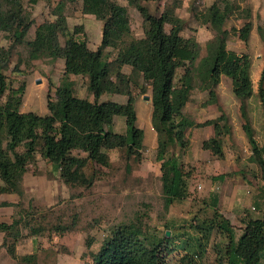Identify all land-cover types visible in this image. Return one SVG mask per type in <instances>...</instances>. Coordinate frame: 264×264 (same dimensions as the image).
<instances>
[{
  "label": "trees",
  "instance_id": "obj_1",
  "mask_svg": "<svg viewBox=\"0 0 264 264\" xmlns=\"http://www.w3.org/2000/svg\"><path fill=\"white\" fill-rule=\"evenodd\" d=\"M38 1L27 0L29 4ZM57 1L53 13L55 20L40 23L34 29V38L26 43L31 59L41 55L63 59L65 79L56 86L55 99L51 100L47 96L46 115L32 111L20 112L21 96L16 95L15 91H11L5 103L0 104V193H21L22 175L28 165L35 162V152L59 169L60 178L70 186L91 182L83 173L87 162L102 166L109 164L104 150L123 149L127 158L139 156L144 132L136 124L135 97L130 87V77L134 75L140 76L150 85L151 123L157 133V158L162 160L165 207L189 195V182L182 168L173 156L165 158L167 146L171 142L182 147L188 127L212 125L215 136L204 140L202 147L216 156H222V134L227 132L225 115L194 124L182 114V108L190 99L194 87V77L200 81L199 89L208 92V103L216 102L215 88L220 76L231 78L233 93L240 102L239 109L244 119L242 128L252 150L251 160L264 172V146H259L245 114V100L252 93L253 83L250 79V61L244 55L238 56L225 48L228 31L224 23L232 9L226 0H221L225 2L223 7L217 3L220 0L214 1L203 14L204 23L215 31V37L206 43V54L200 59L198 42L181 34L182 20L166 12L154 16L141 4L147 0H128L143 17L144 36L137 39L128 38L130 31L125 6L113 0H82V13L94 15L103 22L101 40L95 50L89 49L84 39L76 38L81 28L75 26L70 31L67 26L63 9L67 3L76 0ZM22 2L0 0V32H10L17 42L23 40L32 23L24 14ZM166 24H170L168 31L165 30ZM252 26L247 20L233 31L240 40L246 42ZM259 31L264 42V24ZM60 35L66 36L63 44L59 41ZM107 47L118 48L115 61L119 68L122 65L131 66L129 75L117 72L115 80L111 78L110 62L104 59V49ZM9 54L8 49L0 47L1 65L6 63ZM179 68L183 72L178 84H175L174 78ZM69 75L88 77L86 86L93 95L92 100L73 94L72 82L67 78ZM263 76L264 68L258 88L264 113ZM5 90V76L0 67V96ZM104 93L125 95L127 99L124 103L99 101ZM116 115L124 117V132H114L108 128ZM221 122L224 124L221 125ZM22 142L26 143V147L22 153H18L16 148ZM76 149L85 152L86 156L73 154L72 151ZM224 176L220 174L217 177ZM1 204L8 205L6 202ZM208 206L212 212L208 220L209 227L219 228L227 239L224 264H264V216H246L237 236L228 219L219 212L216 199L212 198ZM193 223L189 222L188 226ZM20 225L21 220L18 219L10 223L0 222V231L5 234L2 246H7L12 259L27 260L35 257V254L18 256L15 252L17 242L23 237L19 231ZM8 238L12 241L7 245ZM172 238L173 235L166 236L165 233L161 239L149 236L140 224L134 222L118 225L102 240L90 264H165L162 252L171 249L169 243ZM180 246L174 248L185 251L181 255L187 262L199 258L198 253L187 254L185 246Z\"/></svg>",
  "mask_w": 264,
  "mask_h": 264
},
{
  "label": "rangeland",
  "instance_id": "obj_2",
  "mask_svg": "<svg viewBox=\"0 0 264 264\" xmlns=\"http://www.w3.org/2000/svg\"><path fill=\"white\" fill-rule=\"evenodd\" d=\"M22 1L24 14L27 20L32 22L23 40L17 42L10 32H0V47L2 49H8L10 53L6 63H4V65L0 64L1 72L4 74L6 81V90L0 96V104H4L11 91H15L16 95L21 96L20 112H28L31 110L39 112L44 108L47 109V96L51 100L55 99L56 86H59L65 79L64 68L62 73V66L58 63L59 58L41 55L38 58L31 59L26 42L34 38V29H36L40 23L45 20H55L56 16L53 13L58 1L39 0L36 4H29L27 0ZM113 1L125 6L127 9L130 31L128 38L137 39L143 37L144 22L139 11L133 5L129 4L128 0ZM214 1L217 0H147L142 1L141 4L154 16H159L161 13L166 12L169 15L172 14L180 18L182 20L181 34L183 36L184 34H189V38L194 40V32H196L198 26H206L207 32H212L213 34L212 38L209 39L210 41L215 37V31L208 24L204 23L203 14ZM226 1L232 6L227 19H229L230 16L234 19L241 17L244 18L243 21L246 22L250 14L248 0ZM217 3L220 7H223L225 2L220 0L217 1ZM81 4L82 0L67 3L63 9V14L70 31H72L75 26L81 28L75 35L76 38L84 39L88 48L95 50L100 43L103 22L94 15L82 13ZM227 19L224 23L225 29ZM259 21L261 22V19H259ZM244 23L241 25L243 26ZM257 24L256 29L260 36L259 28H261L264 23L259 25L257 22ZM169 26L170 24L165 25L167 31ZM233 27L234 26L231 27L230 33L237 34L233 32L235 28ZM236 29L238 30V28ZM251 29H253V26ZM230 33L228 31L226 39L231 36ZM250 34L251 31L246 42L240 40L238 34L235 35V37L232 38L233 42L246 43V46L242 45V49L237 50L240 53H237V51L231 52H234V54L238 56L244 55L249 61L250 57L255 53L261 54L256 58H261L264 62V42L261 39V46H257L253 39H250ZM65 39V35L59 36L61 44L64 43ZM117 50L118 48L111 47L104 49V59L110 62V76L113 80H115L117 72H122L126 75L131 73V71L126 73L122 71L121 67H118L115 61ZM199 53H202L201 47ZM200 54H198V59L201 58ZM198 59L195 63L198 62ZM182 72L183 69H177L174 78L175 84H178V79L181 77ZM67 78L72 82L73 94L77 96L75 92L76 89L73 88L76 81L72 78V75H69ZM259 78H261V76ZM37 81L39 82L37 83ZM130 81V87L135 101L142 102V96L150 92V85L144 82L138 75L130 77ZM260 82L261 79L259 80V85ZM263 82L264 76L262 78V86ZM193 83V89L196 87L199 88L200 81H198L197 77L193 78ZM79 84L80 83L77 84V86H79L77 89L81 87ZM80 92L79 95L85 98L87 95L86 89L83 88ZM104 94L105 97L101 99V101L112 99L122 103L127 99L125 95L122 96L121 94ZM89 95L90 98L85 99L93 98L90 91ZM207 103V100H205L202 102V105H206ZM182 114L188 117L194 124L200 123L191 119L186 113L182 112ZM116 118V121L109 126H112L115 132H124V117L116 115ZM119 118L123 120V124H121ZM149 121V114L146 116L142 114L139 116L138 120H136V124L137 126L143 127L144 130H147V126H150ZM220 124L222 125L224 123L221 122ZM225 124L227 125L228 131L229 125L227 121ZM195 128H198V126L193 125L186 129L184 133V146L181 147L178 143L171 142V144L167 146L165 153V158L173 156L176 159L178 165L182 168L188 179L189 195L186 198L175 200L168 207H165L161 180L163 174L161 169L162 160H158L156 148L150 149L148 146L143 145L139 156L132 155L129 158L126 157L123 149L114 148L111 150H104L108 155L109 164L102 166L91 161L87 162L83 168V173L85 177L87 176L88 179H91V182L89 184L67 186L70 194H67L66 189L65 193L58 194L57 197L54 196L52 201H50L48 198H45L46 195H44L43 190H41V194H37L40 187L35 193L31 190L32 186H26V192H31V195L29 196L27 193L26 195H21L24 200L28 199V201L20 203L17 213L13 218L21 220V225L19 227L21 235L26 236L33 233H42L50 238L53 232L59 234L66 233L73 244L74 253L77 254L79 243L87 247L91 245L92 250H95L99 248L102 240L108 236L116 226L134 222L140 224L149 236L161 239L167 230L170 231V235H173L169 243V248L171 249L162 252V254L165 255V264H224V246L227 239L219 228L209 227L208 225V220L212 216V212L206 204L204 185L209 183L212 176L217 178L218 175H213L214 173L219 174V172H222L221 174H225V176L229 178L233 175L234 171L230 169L226 171L221 169L218 170L213 164L209 165V170H207L206 163L208 157L217 159L221 157L214 155L210 150L202 151L204 150L202 149V142L215 136L214 129V135L212 137L198 143L192 141L193 143L190 144L192 137H195V135H192ZM109 130L112 131L110 128ZM221 141L222 147L224 145L223 139H221ZM38 146L39 145H37V147ZM25 147L26 143L22 142L16 148V151L22 153ZM187 149L189 150V159L185 153ZM249 150L252 152L251 148ZM72 153L86 156L85 152L77 149L73 150ZM38 155L40 154L35 152V162L29 169L34 175H36L35 172L37 171V167L35 168L37 165L36 162L41 160L36 159L39 158ZM251 155L252 153L249 155L243 152L241 155H238L237 159L246 164L241 172L243 173L242 175L247 178L248 185L252 189L258 185L259 181L264 182V172L251 160ZM30 165L31 164L28 165L27 169ZM54 169L57 170V168ZM216 181L219 184L222 180ZM1 183L2 181L0 180V184ZM199 185H203L202 189H199ZM189 222L195 223L188 226ZM234 222L237 225L239 223L238 220ZM197 225H200V227ZM235 229L238 233L236 226ZM10 241H12V239L8 238L7 245L10 244ZM185 241H188V243L185 244ZM182 244L185 246L187 254L198 253L199 258L194 262H187V259L181 255L185 251L181 249L175 250L176 247L174 248V246L179 248ZM57 245H60V248H58L56 252L60 256L59 264H69L68 248L63 244ZM3 247L10 257L7 252V246ZM180 247L182 248V246ZM86 255L87 253H84V257H86ZM43 258L44 255L37 254L35 257L27 260L13 259V262L14 264H41Z\"/></svg>",
  "mask_w": 264,
  "mask_h": 264
},
{
  "label": "crops",
  "instance_id": "obj_3",
  "mask_svg": "<svg viewBox=\"0 0 264 264\" xmlns=\"http://www.w3.org/2000/svg\"><path fill=\"white\" fill-rule=\"evenodd\" d=\"M248 3L250 7V14L248 19L246 20H250L253 24L250 39H253L257 46H261L262 41L260 36L258 35L256 27L258 25L257 22L259 23V25L264 23V0H248ZM259 19H261V22L259 21ZM243 20L244 18L241 17L234 19L230 16V18L227 19L226 29L229 31V33L231 32L230 30L232 29V26H234L235 29H239V27L242 26L241 24L245 22ZM194 33L195 37H193L199 43L202 52L200 55L201 57H203L205 56L204 54H206V42L212 38L213 34L212 32H207L206 26L203 25L198 26L196 32ZM230 35L231 36L226 39V50L236 52L237 50L242 49V45L246 46V43L233 42L232 38L237 34L230 33ZM184 36L189 37L190 35L184 34ZM237 53L240 52L237 51ZM258 55L261 54L255 53L252 57H250V79L253 83L252 93L250 97L245 100V114L246 119L248 120L254 131L255 139H257L260 146H264V113L258 96L260 80L259 77L261 76L264 62L261 58H256L258 57ZM58 63L62 66L63 73L64 60L59 58ZM121 69L126 73H129L131 71V67L129 65H122ZM72 78L76 81L73 88L76 89L75 92L77 96L82 97L79 94L81 93L80 91L85 88L87 93L85 98H90L89 91L87 90L86 86L88 85V77L86 75H72ZM38 82L39 81H37V83ZM231 82L232 80L230 77L221 75L220 81L215 88L216 102L207 103L206 105H202V102L207 100L208 92L206 90H201L198 87L194 88L191 92L190 99L183 106L182 112L186 113V115L197 122L216 119L221 114H224L227 119L229 130L226 133L222 134L224 143V145L222 146L223 157L221 156L218 159L208 157L206 168L207 170H209L208 166L213 164V166L218 170L221 169L226 171L230 169L231 171H234V173L229 178L227 176H224V178H215L214 176H212L209 183H206L204 185V194L207 205L210 203V200L212 198L216 199L219 212H221L223 216L228 219L230 225H232L236 235L238 236L241 232L240 228L243 226V219L246 216H264V182L259 181L260 183L258 182V185L251 189L248 185L247 178H245L244 175H242L243 173L241 172L246 164L237 159L238 155H241L243 152L250 155L252 152L249 150L250 148L247 141L248 139L242 128L244 119L241 116L239 109L240 102L233 93ZM78 83H80L79 85H81L80 89H77V87H79L77 86ZM144 96H149V100H145L143 98ZM104 97L105 94H102L99 101H101V99H103ZM135 109L137 120L142 114L143 116L149 114L150 126H147V130H144L143 127H139L142 128L144 132L143 145L148 146L150 149H155L157 146V133L151 123L152 103L150 92L142 96V102L135 101ZM31 111L39 115L48 114V110L45 108L39 112L36 110ZM116 119V116H114L110 125H112L116 121ZM119 121H121V124H123V120H120L119 118ZM108 127L112 131H114V129H112V126ZM192 135H195V137H192L190 144L193 143L192 141L197 143L202 142V140L208 139L214 135L213 128L211 125L198 127L193 130ZM202 151H207V149H204ZM185 153L188 158L189 150L187 149ZM38 156L39 158L36 159L41 160L36 162V175L29 171L30 167L33 166V164H31L22 175L20 182V194L15 192L0 193V204L1 202H6L9 204L7 206H0L1 223H10L13 220L14 215L17 213V209L19 208L20 203L28 201V199L24 200L21 197V195H26V193L29 194V196L31 195V192H26V186H32L31 190H33L35 193L40 187L37 194H41V190H43L44 195H46L45 198H48L50 201H52L54 196L57 197L58 194L65 193L66 189L67 194H70V191H68L67 188V186L69 185L65 184L60 178L58 172L59 169H54V166L52 164L48 163L40 155ZM221 173L222 172H219V174L214 173L213 175H220ZM216 180L222 181L218 184ZM202 186L203 185H199V189H202ZM237 220L239 222L238 225L234 222ZM235 226L238 230V233L235 229ZM4 236V232L0 231V264H14L13 259H11L7 255L5 248L2 246ZM57 244H63L68 248L67 252L69 254V264H90L94 261L93 256H95L99 249L96 248L95 250H92L91 245H89L90 247H87L82 243H79L77 247V254H75L74 248L72 247L73 244L71 243L69 236H67L66 233L59 234L53 232L50 238L42 233H33L23 236L17 242L15 252L18 256L31 254L44 255V258L41 260V264H59L60 256L56 252L58 251L57 249L60 248V245ZM84 253H87L86 257H84Z\"/></svg>",
  "mask_w": 264,
  "mask_h": 264
},
{
  "label": "water",
  "instance_id": "obj_4",
  "mask_svg": "<svg viewBox=\"0 0 264 264\" xmlns=\"http://www.w3.org/2000/svg\"><path fill=\"white\" fill-rule=\"evenodd\" d=\"M143 98H144L145 100H149V96H144ZM165 234H166V236H169V235H170V231L167 230V231L165 232Z\"/></svg>",
  "mask_w": 264,
  "mask_h": 264
}]
</instances>
